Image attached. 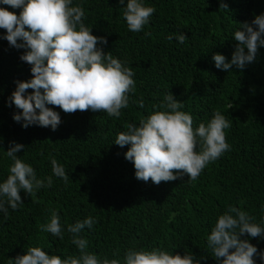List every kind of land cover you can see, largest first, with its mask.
Instances as JSON below:
<instances>
[{"label": "trees", "instance_id": "16d2710c", "mask_svg": "<svg viewBox=\"0 0 264 264\" xmlns=\"http://www.w3.org/2000/svg\"><path fill=\"white\" fill-rule=\"evenodd\" d=\"M142 2L156 11L142 31L132 32L123 16L127 0L124 5L119 0H73L83 6L84 23L92 33L106 37L104 51L133 69L136 90L119 118L90 109L65 113L48 105L60 113L55 131L50 126L25 128L23 121L13 119L22 110L9 107L8 98L17 80L31 79V66L20 60L24 49L10 46L0 28V183L13 163L5 154L12 141L25 146L17 155L33 166L38 178L53 180L34 197L21 190L23 205L9 208L7 216L0 212V264L35 246L62 258L79 255L67 226L88 216L97 223L80 235L90 252L108 259H122L130 248L155 247L192 253L200 264H218L207 236L228 206L243 208L264 227V46L243 70L234 65L229 72L218 69L213 60L215 53L231 59L234 32L240 23L264 13V0H223L228 10L219 8L221 0ZM0 7L17 15L21 11ZM181 34L187 36L182 44L177 39ZM170 92L183 104L181 111L192 115L194 129L221 111L231 121L226 130L230 150L195 182L185 174L157 185L136 178L134 164L124 155L130 145L120 147L114 140L126 124H138L156 110L153 106ZM52 158L64 166L67 182L53 175ZM50 208L59 213L63 240L39 230L49 222ZM249 240L264 252V238ZM254 259L264 264L259 256Z\"/></svg>", "mask_w": 264, "mask_h": 264}, {"label": "clouds", "instance_id": "9594fccd", "mask_svg": "<svg viewBox=\"0 0 264 264\" xmlns=\"http://www.w3.org/2000/svg\"><path fill=\"white\" fill-rule=\"evenodd\" d=\"M0 3L21 9L17 15L0 7V28L6 30L3 39L10 46L24 49L20 60L31 66L32 73L31 79L16 81V88L8 98L9 107L14 104L22 110L13 114L16 122L23 121L25 128L50 126L55 131L62 122L60 113L48 105L58 106L65 113L90 109L109 117L122 115L121 110L129 106L130 94L136 90L135 73L110 51H104L101 46L107 44V39L94 35L92 27L84 23L86 13L82 5L74 4L73 0H0ZM119 3L124 5L125 0ZM219 8L228 10V4L221 0ZM155 11L142 0H127L123 16L128 29L142 31ZM233 37L237 43L230 60L221 53L213 55L216 68L227 72L233 65L243 70L256 60L259 48L264 46V13L255 15L250 22L240 23ZM177 39L182 44L187 36L181 34ZM28 89L33 91L26 94ZM138 103L144 107L142 99ZM153 108L156 110L138 124H126V131H121L114 140L120 147L130 145L124 155L134 164L138 180H151L158 185L187 174L189 182H195L209 164L230 150L226 130L230 129L231 121L221 111H214L207 123L202 122L194 129L192 115L181 111L183 104L171 92ZM24 148L23 144L12 141L5 151L13 161L9 175L0 183V212L5 216L9 208L17 210L23 205L21 190L34 197L39 189L53 183L52 176L45 182L37 177L31 164L19 158L17 153ZM51 164L53 175L67 182L69 175L64 166L55 158ZM49 211V222L41 224L39 230L63 240L59 213L52 208ZM254 220L249 212L236 206H228L218 216L207 236L208 248L218 264H256V256L264 262V252L249 240L264 238V227ZM95 223L96 219L88 216L67 226L79 255L62 258L35 246L11 258L8 264H200L192 253L173 254L155 247L130 248L122 259L100 257L88 250V241L80 235Z\"/></svg>", "mask_w": 264, "mask_h": 264}]
</instances>
